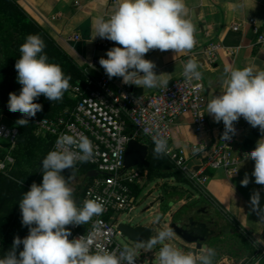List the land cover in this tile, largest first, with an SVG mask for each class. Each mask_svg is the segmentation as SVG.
Returning a JSON list of instances; mask_svg holds the SVG:
<instances>
[{
	"label": "clouds",
	"instance_id": "9594fccd",
	"mask_svg": "<svg viewBox=\"0 0 264 264\" xmlns=\"http://www.w3.org/2000/svg\"><path fill=\"white\" fill-rule=\"evenodd\" d=\"M115 8L109 18L99 17L93 22L94 40L99 37L120 45L109 49L107 58L99 60L109 79L119 77L126 85L145 89L167 85L169 81L162 79L163 74L156 73L155 63L145 59V55L150 50L188 53L195 47V26L188 18L185 0H116ZM45 48L38 34H30L19 49L21 56L15 69L22 89L19 95L9 94L8 110L24 117L16 121L20 127H26L30 118L43 110L41 104L34 102L37 98L43 95L52 102L62 101L71 87V77L66 76L59 65L48 62ZM198 67L195 60L186 61L182 73L186 81L201 80L202 72ZM225 72L228 78L224 80L223 91L207 103V114L225 126L222 140L232 139L236 134L234 122L241 117L264 133V70L245 67L226 68ZM148 131L146 128L145 132ZM153 141L156 158H162L167 152V140L153 136ZM200 150L194 148V151ZM94 156L89 138L77 139L68 134L58 137L56 150L42 160V183L34 182L19 202L22 224L29 228V234L23 239L14 238L11 250L0 258V264H136L135 249L128 246H124L119 255L98 244L93 251L94 240L102 235L100 221L93 222V217L103 214L105 202L86 199L82 207L78 206L73 188L62 174L71 169L72 176L78 162H90ZM243 159L255 162L252 176L256 184L264 185V138L257 141L254 150L245 152ZM249 183L250 178L245 174L241 185L246 187ZM260 199V192L255 191L250 206L264 219ZM90 222H93L94 231L69 239L72 232L68 226ZM174 238L173 229L164 227L144 243L149 249L161 245L159 264H215V249L207 248L195 255L184 253L168 243ZM21 245L23 250L17 253Z\"/></svg>",
	"mask_w": 264,
	"mask_h": 264
},
{
	"label": "crops",
	"instance_id": "0c3cea01",
	"mask_svg": "<svg viewBox=\"0 0 264 264\" xmlns=\"http://www.w3.org/2000/svg\"><path fill=\"white\" fill-rule=\"evenodd\" d=\"M13 1L78 65L86 68L88 77L98 78L99 70L92 62L100 60L101 57L107 58V50L101 45L107 39L97 37L94 40L93 22L99 17L105 18L115 12L112 0ZM185 3L189 10L188 18L195 26V47L191 52L176 54L171 50H150L145 59L153 61L156 73L163 74L162 79L169 83L180 78L185 60L193 59L198 63L206 89L207 131L197 136L191 116H180L171 130V144L174 148L183 150L200 144L209 153L214 143L222 137L223 122L216 123L214 118L207 114V103L223 91L224 80L228 78L225 69L253 67L254 70H264V45H256V35L251 27L245 25L239 32L231 30L234 24L249 19H254L256 24L263 28L264 0H185ZM75 35L80 37V41L69 40ZM209 43H216L224 48L212 64L199 53V50ZM114 79L116 82H122V78ZM162 86L145 89L132 85V93L150 94ZM234 124L241 128V134L233 145V154L239 160L238 174L228 176L223 170L208 171L206 195H202L193 184L180 175L177 183L171 184L174 193L164 192L162 195V191L160 192L161 200L158 201L157 208L163 216L158 225L168 227L170 217L178 215L179 209L186 206L195 218L207 221L215 235L208 246L196 254L213 248L216 251L215 264H264V219L250 206L252 194L259 191L260 207L264 209V185L256 184L255 177L252 176L255 162L243 159L244 153L254 150L257 141L264 138V135L257 137L253 134V127L243 117ZM137 141L154 151L155 147L142 136H138ZM196 165V162H192L190 167ZM245 174L250 178L246 187L241 185ZM162 180L165 183V179ZM141 189L140 182L134 186V192H138V196H135L137 200ZM22 197L21 184L18 185L17 207ZM174 197L175 199L171 200ZM164 205L167 207L166 213L163 212ZM141 255L144 253L139 251V256L136 257L142 262Z\"/></svg>",
	"mask_w": 264,
	"mask_h": 264
},
{
	"label": "built area",
	"instance_id": "2783aa9c",
	"mask_svg": "<svg viewBox=\"0 0 264 264\" xmlns=\"http://www.w3.org/2000/svg\"><path fill=\"white\" fill-rule=\"evenodd\" d=\"M116 0H112L115 5ZM111 15L105 17L109 18ZM245 25H249L256 35V45H264V27L249 19L231 27L233 32H239ZM70 41L78 42V35L72 36ZM107 51L120 46L113 41L101 44ZM224 48L216 43H209L199 50L209 63L216 61L218 53ZM192 56V55H190ZM188 60V59H187ZM185 60V63L186 61ZM92 65L99 70L98 78H86V88L81 92L77 87L69 88V96L76 99V106L72 110H65L54 119L42 118L34 123L35 135L39 138L52 137L53 144L49 150H56V141L62 134L89 138L94 146L95 156L90 162L76 164L75 169L84 165L89 172L96 176L90 177L77 200L78 206L86 199H99L105 202V211L94 221H100L102 235L93 242V251L100 245L106 251H119L123 246L117 241L122 238L117 226L120 216H129L136 209L137 198L134 186L143 178L142 168L125 169V153L131 140L138 136L145 138L155 147L153 136L167 140V152L163 155L173 168L186 178L196 189L206 195L209 181L208 171L223 170L228 176L238 174L239 160L233 154L235 140L241 134V128L235 125L236 134L231 140L224 141L222 137L216 141L208 153L200 144H194L189 150L176 149L171 144V130L178 117L189 114L197 136L207 131L206 94L203 76L201 80L186 81L180 78L162 86L155 92L144 95H134L132 85L109 79L99 60ZM183 73V72H182ZM142 74V73H141ZM133 133L129 135L128 128ZM223 133L225 130L222 124ZM149 129L145 132V129ZM19 129L15 123L0 122V174H4L14 164L13 152L17 146ZM223 136V134H222ZM201 149L200 151H194ZM76 151L75 148L72 149ZM196 162L195 167H190ZM87 173V174H88ZM30 187H26V192ZM93 222L86 225L68 226L72 238L87 236L94 231ZM264 256V253H262ZM136 264H143L136 257Z\"/></svg>",
	"mask_w": 264,
	"mask_h": 264
},
{
	"label": "trees",
	"instance_id": "16d2710c",
	"mask_svg": "<svg viewBox=\"0 0 264 264\" xmlns=\"http://www.w3.org/2000/svg\"><path fill=\"white\" fill-rule=\"evenodd\" d=\"M2 34L7 35V40L10 42L11 54L10 56H1L0 58V73H17L15 69V64L20 58L21 53L19 51L20 46L26 41V37L30 34L39 35L46 44L44 52L48 57V62L59 65L66 76H70L71 87H77L81 92H84L86 88V68L84 66L78 65L37 23H35L27 14L20 8V6L13 0H0V36ZM20 94V93H19ZM35 103H39L43 106V110L38 112L35 117L30 118L29 124L26 127H20L16 124L18 119L12 118L11 114L7 113V106H2L0 102V117L2 115L10 118L19 129V136L17 140V146L13 152L14 164L7 170L4 174H10L11 170L17 168L18 170V181L22 183V192H26V187H31L35 182L41 184L43 180V173L41 172L40 165L38 161L34 160L28 156L27 160L22 163L21 157H24V154L32 151L33 149L45 146L47 148L46 154L42 157V160L49 153V150L53 144L54 139L52 137L39 138L35 135L34 123L42 118L54 119L55 117L61 115L65 110H72L77 103L76 99H72L69 96V90L64 94L62 101L52 102L46 97L41 95L37 98ZM128 133L131 135L133 133L132 127L129 126ZM1 153V151H0ZM150 154V152H149ZM17 155V159H16ZM149 158V156H148ZM149 161V160H148ZM150 162V161H149ZM149 175L161 179H175L180 178L181 174L177 172L169 161L162 157L160 163L150 162V167L145 169ZM71 169H66L63 171V175L66 179L69 180L75 176H83V181L73 189L74 198L77 201L89 178L87 176L88 168L84 165L80 168L75 169L74 174L71 176ZM71 176V177H70ZM17 179V178H16ZM15 182L17 184V180ZM135 196H138V192H134ZM199 204V203H198ZM17 220L22 224V216L20 207H17ZM187 211L186 206H182L179 209V214L185 213ZM163 212H167V207L163 206ZM178 214V215H179ZM23 226V229L19 233H15L12 228L6 233H0V247L11 250L14 242V238L19 236L21 239L25 238L29 234V228ZM69 239H73L72 235ZM23 250V245L17 250Z\"/></svg>",
	"mask_w": 264,
	"mask_h": 264
},
{
	"label": "rangeland",
	"instance_id": "374dc122",
	"mask_svg": "<svg viewBox=\"0 0 264 264\" xmlns=\"http://www.w3.org/2000/svg\"><path fill=\"white\" fill-rule=\"evenodd\" d=\"M7 35L2 34L0 36V58L1 56L6 55L7 57L11 54L10 42L7 40ZM16 73H0V102L2 106L8 107L9 94L15 92L19 95L22 85L17 82ZM7 113L11 114L9 110ZM0 122H4L6 124L15 123L10 118L5 115L0 117ZM4 144L0 142V146ZM47 148L45 146H40L32 151L24 154V157H21L22 163H24L28 156L33 158L34 160L40 162V169H42V157L46 154ZM149 158L148 160L152 163H160L161 158H156L154 151L149 149ZM17 159V155H16ZM143 169V168H142ZM146 171L143 169V172ZM11 173L8 175L0 176V233H6L10 228L14 230L17 234L22 229L23 226L20 221L17 220V191L18 185L22 183L18 181V170L14 168L10 171ZM17 178V179H16ZM17 180V184L15 182ZM83 179V176H75L70 179V186L74 189L76 188L80 181ZM180 178L175 179H165V183L160 178H156L148 174L145 175L143 173V178L140 180V186H142V192L137 200L136 209L127 216L123 214L120 216V222H127L132 220L134 224L142 223L144 225L153 224V235L154 237L158 234L160 230L164 227L158 226L160 220L162 219L163 213L158 212V201L161 200L160 192L162 191V195L165 193H174V189L171 184H176ZM170 184V185H168ZM171 199V198H170ZM175 199L172 198L171 200ZM159 217V221L156 222V218ZM167 221V219H165ZM117 241L124 247L128 246L135 249L136 256H139V251H142L144 255H141L142 262L144 264H159V250L161 245H157L152 249H149L146 246H142L139 244H135L127 239L117 237ZM180 241L175 237L173 240L168 241L175 248L180 249L178 243ZM6 248L0 247V258H3L5 253L8 252Z\"/></svg>",
	"mask_w": 264,
	"mask_h": 264
},
{
	"label": "water",
	"instance_id": "95a60500",
	"mask_svg": "<svg viewBox=\"0 0 264 264\" xmlns=\"http://www.w3.org/2000/svg\"><path fill=\"white\" fill-rule=\"evenodd\" d=\"M6 109L8 110V107ZM11 117L15 119L24 118L19 112H11ZM252 132L257 137L264 135L258 127L253 128ZM148 156V146L137 140H131L125 153V169H148L150 167ZM87 176L94 177L96 174L89 172ZM170 218L171 222L168 227H171L175 232V237L180 241L178 246L184 253H192L195 255L203 247L208 246L215 236L214 232L210 230L207 221L198 220L188 210L185 213L173 215ZM149 225L151 226H145L142 223L134 224L132 220H129L127 222H120L117 229L122 234V238L135 244L146 246L147 244L144 242L150 239V237H154L153 224Z\"/></svg>",
	"mask_w": 264,
	"mask_h": 264
}]
</instances>
